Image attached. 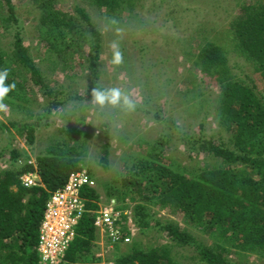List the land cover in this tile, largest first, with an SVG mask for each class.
Returning a JSON list of instances; mask_svg holds the SVG:
<instances>
[{
  "label": "rangeland",
  "instance_id": "obj_1",
  "mask_svg": "<svg viewBox=\"0 0 264 264\" xmlns=\"http://www.w3.org/2000/svg\"><path fill=\"white\" fill-rule=\"evenodd\" d=\"M12 1L19 22L10 24L8 29H0V52L6 56L12 53L14 33L20 30L46 83L55 91H63L61 97L66 102L49 112V95L26 72L17 73L16 81L22 84L18 91L23 92V96L7 97L0 102L4 105L0 108V123L5 124V127L0 125V151L5 152L0 158V173L8 168L7 160L13 148L19 149L24 158H29L27 160L35 162L37 156L45 155L50 146L67 140L76 148L70 157L76 159L79 169H86L96 181L99 198L96 213L100 205L116 199L119 206L132 216L135 202L130 199L120 201L113 194L121 187L124 163L134 157H147L150 151H160L158 146L153 149L158 140L167 143L162 148L164 161L187 176L208 165L223 162V158L200 150L202 139L225 143L230 150L240 152L217 109L219 74L213 70L204 73L203 63H196V54L201 43L205 44L203 37L217 38L230 50L227 56L232 77L255 81L264 93V82L256 64L231 49L227 31L229 23L240 14L241 5L247 0H123L122 9L116 14L90 0H59L57 6L71 14L77 13V5L85 8L102 33L94 71L90 65L94 53L89 33H84L87 39L82 47L68 54L66 61L61 60L42 40L45 31L36 4L32 0ZM113 44L122 53L119 65L112 63ZM7 60L15 71H20L11 58L7 57ZM97 86L119 88L135 102V108L129 110L123 104L94 105L88 97ZM76 95L83 96V101ZM104 122L109 123L107 138L101 128ZM24 123L35 128L34 143L29 141L27 132H22L20 124ZM107 140L111 143L109 166L101 161L103 144ZM147 206L152 227L145 230V235L139 233L138 227H131V243L138 239L143 247L148 248L159 238L167 242L156 219L163 223L174 221L188 227L197 238L216 242L198 228L185 224L175 211L162 209L155 202ZM106 241V237L99 233L95 256L105 248ZM128 246L105 253V257L114 258ZM238 249L230 247L226 254L228 264H264L263 256ZM172 251L181 264H200L193 260L191 246H175ZM100 260L92 264H99Z\"/></svg>",
  "mask_w": 264,
  "mask_h": 264
},
{
  "label": "trees",
  "instance_id": "obj_2",
  "mask_svg": "<svg viewBox=\"0 0 264 264\" xmlns=\"http://www.w3.org/2000/svg\"><path fill=\"white\" fill-rule=\"evenodd\" d=\"M32 1L41 11L40 21L45 31L42 40L60 59L66 61L68 54L84 44L87 39L84 33L90 34L94 53L90 65L94 71L99 59L102 33L86 9L77 5V13L71 14L57 6L59 0ZM90 1L111 14L118 13L123 5V0ZM18 22L14 2L0 0V29H8L10 24ZM84 22L86 25H83ZM228 26L231 49L254 62L264 82V0L242 3L240 14ZM203 39L205 44L201 43L196 63H203L201 68L204 73L213 70L219 74L217 109L240 152L230 150L225 143L202 139L200 150L223 158V162L208 165L187 176L164 161L162 148L167 143L158 140L153 149L158 146L161 147L160 151H150L147 157H134V160L124 163L121 187L116 188L118 191L113 195L120 201L130 199L135 202L131 218L141 235L152 227L147 204L155 202L162 209H171L180 214L185 224L198 228L216 242L203 241L188 227L174 221L163 223L156 219L157 225H161L165 232L164 240L167 242L159 238L147 248L136 239L126 251L114 257L116 264H181L173 254L172 247L175 246H191L194 249L193 260L200 264H228L226 254L230 247L264 257V93L258 89L255 81L232 77L228 68L229 48L217 38ZM12 47L10 55L0 52V71L7 69L9 73L5 84H15V88L3 99L23 96V92L20 94L18 91L22 84L16 81V75L26 72L49 95V112L64 105L66 99L61 97L63 91H55L46 83L24 44L20 30L14 33ZM7 57L14 61L20 71L13 69ZM75 97L84 99L80 95ZM0 125L5 127L3 123ZM20 127L22 132H27L29 141L34 143L33 125L24 123ZM101 128L107 138L109 123H102ZM70 143L64 140L50 146L45 155L37 156L35 162L24 158L17 148L9 152V166L0 173V264H40L37 247L46 201L52 191L64 185L71 171L80 170L76 159L70 157L76 150ZM110 146L108 140L103 144L101 161L105 166H109ZM4 153L0 151L1 159ZM29 171H36L43 185L23 186L20 177ZM84 196L88 198L87 212L67 252L68 264H92L100 260L94 252L100 233L94 224L99 198L95 189H86ZM123 224L125 234H131L128 220ZM116 249L119 250L120 246Z\"/></svg>",
  "mask_w": 264,
  "mask_h": 264
},
{
  "label": "built area",
  "instance_id": "obj_3",
  "mask_svg": "<svg viewBox=\"0 0 264 264\" xmlns=\"http://www.w3.org/2000/svg\"><path fill=\"white\" fill-rule=\"evenodd\" d=\"M20 180L25 187L42 185L40 175L36 171L24 173ZM95 188L96 181L91 174L86 169H80L71 171L64 185L50 193L45 204L38 239L40 264H68L67 252L87 212L88 198L84 196V191ZM130 215V212L119 206L116 199L100 205L94 224L107 241L102 252L96 254L98 258L102 257L99 264H116L114 258H106L105 253L116 251L117 246L131 243L133 237L131 227L134 224ZM125 220H128L131 234H125L123 231Z\"/></svg>",
  "mask_w": 264,
  "mask_h": 264
},
{
  "label": "clouds",
  "instance_id": "obj_4",
  "mask_svg": "<svg viewBox=\"0 0 264 264\" xmlns=\"http://www.w3.org/2000/svg\"><path fill=\"white\" fill-rule=\"evenodd\" d=\"M112 49V63L115 65H119L122 62V53L120 52L116 44L112 45ZM8 74L9 73L7 69L0 71V100H3V98L6 97L10 90L15 88V84H5ZM91 100L94 105H98L101 107L107 104H111L112 106L123 104L129 110H133L135 108V102L132 101L128 96L124 95L119 88L115 87L106 88L97 86L93 88L91 93ZM0 108H4V105L2 103H0Z\"/></svg>",
  "mask_w": 264,
  "mask_h": 264
}]
</instances>
